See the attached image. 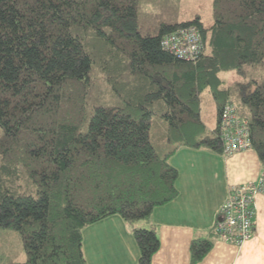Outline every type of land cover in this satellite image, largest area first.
Instances as JSON below:
<instances>
[{"label": "trees", "instance_id": "obj_1", "mask_svg": "<svg viewBox=\"0 0 264 264\" xmlns=\"http://www.w3.org/2000/svg\"><path fill=\"white\" fill-rule=\"evenodd\" d=\"M149 1L0 0V230L27 255L10 264H87L83 230L114 215L137 242L136 264H152L153 212L179 193L170 159L181 147L223 152L227 105L264 167V0H213L209 27L199 15L159 23L168 10L143 13ZM189 26L204 45L196 63L162 46ZM207 95L214 130L201 117ZM212 247L194 239L191 264Z\"/></svg>", "mask_w": 264, "mask_h": 264}, {"label": "crops", "instance_id": "obj_2", "mask_svg": "<svg viewBox=\"0 0 264 264\" xmlns=\"http://www.w3.org/2000/svg\"><path fill=\"white\" fill-rule=\"evenodd\" d=\"M215 124L218 115L213 113ZM210 119V120H211ZM179 171L178 196L158 207L152 222L161 247L152 264H191L190 245L196 238H212L213 247L197 264H264V195L255 200V236L242 246L223 242L213 233L219 210L231 188L256 181L264 170L253 149L233 155L207 148L181 147L170 159ZM87 264H136L140 250L124 220L114 215L83 230Z\"/></svg>", "mask_w": 264, "mask_h": 264}, {"label": "built area", "instance_id": "obj_3", "mask_svg": "<svg viewBox=\"0 0 264 264\" xmlns=\"http://www.w3.org/2000/svg\"><path fill=\"white\" fill-rule=\"evenodd\" d=\"M162 46L176 58L193 63L198 61L204 47L201 32L196 26L168 34L162 40ZM217 132L225 155L252 149L249 124L237 116L231 105L223 109ZM259 195H264V170L256 181L231 188L213 226L218 240L242 246L254 238V206Z\"/></svg>", "mask_w": 264, "mask_h": 264}, {"label": "rangeland", "instance_id": "obj_4", "mask_svg": "<svg viewBox=\"0 0 264 264\" xmlns=\"http://www.w3.org/2000/svg\"><path fill=\"white\" fill-rule=\"evenodd\" d=\"M143 13L151 12L153 6L162 4L167 12L158 11L159 23L162 21L182 22L188 21L199 15L205 26L209 27L214 23L213 0H156L143 3ZM156 9H159L156 7ZM201 117L205 124L211 128L215 124L213 113H216L215 101L211 95L203 97ZM211 119V120H210ZM144 222L138 223L137 227H143ZM5 246V247H2ZM27 255L20 236L13 231L0 230V264H10L15 261L24 263ZM2 261V263H1Z\"/></svg>", "mask_w": 264, "mask_h": 264}]
</instances>
